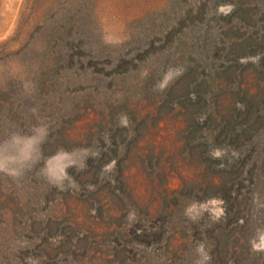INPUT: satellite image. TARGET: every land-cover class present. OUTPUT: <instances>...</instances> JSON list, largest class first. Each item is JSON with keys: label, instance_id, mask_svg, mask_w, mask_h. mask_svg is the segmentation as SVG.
Masks as SVG:
<instances>
[{"label": "rangeland", "instance_id": "374dc122", "mask_svg": "<svg viewBox=\"0 0 264 264\" xmlns=\"http://www.w3.org/2000/svg\"><path fill=\"white\" fill-rule=\"evenodd\" d=\"M37 129L0 264H264V0H0V146Z\"/></svg>", "mask_w": 264, "mask_h": 264}, {"label": "clouds", "instance_id": "9594fccd", "mask_svg": "<svg viewBox=\"0 0 264 264\" xmlns=\"http://www.w3.org/2000/svg\"><path fill=\"white\" fill-rule=\"evenodd\" d=\"M170 77L171 71L165 76L164 83H167ZM43 131V129H37L36 134L31 137H14L10 145L0 146V171L7 172L10 175H17L18 170L15 165L25 164L31 160L38 143H40L38 137ZM53 160L55 163H52ZM70 164L71 162H65V155L57 154L46 162L45 175L51 181L61 183L67 178L66 168ZM216 212L219 215L222 209H217ZM253 248L264 249V234L259 236L258 242L253 241ZM199 250L203 252V246ZM204 259L207 260L209 257L205 255Z\"/></svg>", "mask_w": 264, "mask_h": 264}, {"label": "trees", "instance_id": "16d2710c", "mask_svg": "<svg viewBox=\"0 0 264 264\" xmlns=\"http://www.w3.org/2000/svg\"><path fill=\"white\" fill-rule=\"evenodd\" d=\"M189 105H191V104H189ZM192 107L193 106H189V108L188 107H186V108L183 107V108H181L180 111L176 112L177 113L176 115H181L183 117V119L186 121V123L190 124V122H192V124H193L194 123L193 122V120H194L193 111H195V108H192ZM186 119H190L191 121L189 122ZM203 153H205V152H203ZM172 158L173 157L165 158V161L171 163L173 161Z\"/></svg>", "mask_w": 264, "mask_h": 264}]
</instances>
